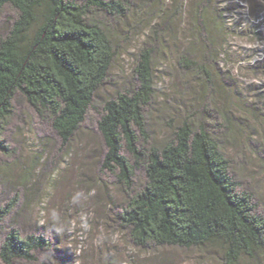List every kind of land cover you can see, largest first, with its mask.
<instances>
[{
  "label": "rangeland",
  "instance_id": "1",
  "mask_svg": "<svg viewBox=\"0 0 264 264\" xmlns=\"http://www.w3.org/2000/svg\"><path fill=\"white\" fill-rule=\"evenodd\" d=\"M115 1L123 2L124 16L97 10L89 16L114 44L116 54L84 123L67 145L19 92L12 99V114L1 131L8 152L0 153V208L13 199L15 206L0 224V245L13 229L22 238L41 236L50 245L36 250L34 261L14 264L217 262L216 255L196 249L133 245L117 217L129 196L115 176L100 170L106 150L97 123L103 106L117 94L137 89L132 67L144 48L155 49L154 95L144 110V147L164 146L183 119L200 115L205 106L203 122L230 161L239 192L249 194L264 216V0H204L207 19H214L209 27L214 47L206 63L215 90L179 63L195 45L204 49L193 23V10L201 0ZM15 16L9 7L2 10L0 38ZM223 116L229 119L227 129L221 124ZM122 155L133 164L125 150ZM144 184L142 166L135 170L133 192Z\"/></svg>",
  "mask_w": 264,
  "mask_h": 264
},
{
  "label": "trees",
  "instance_id": "2",
  "mask_svg": "<svg viewBox=\"0 0 264 264\" xmlns=\"http://www.w3.org/2000/svg\"><path fill=\"white\" fill-rule=\"evenodd\" d=\"M203 4L201 0L193 10V23L204 49L195 45L179 63L215 90L206 63L214 47L209 30L214 19H207ZM5 7L16 16L0 38V153L8 152L1 131L12 114L16 92L48 118L62 145H67L84 123L116 54L114 44L89 16L97 10L122 17L127 9L115 0H0V13ZM154 52L144 48L138 53L132 67L137 89L107 101L97 123L106 150L100 170L115 176L129 196L117 215L120 224L139 248L196 249L216 255L212 264H264V216L249 194L239 192L230 161L203 122L205 106L200 115L183 119L164 146L144 147V110L154 95ZM222 118L227 129L229 119ZM142 166L145 184L133 192L135 170ZM14 206L15 199L0 208V224ZM49 247L43 237L22 238L13 229L0 245V260L31 262L36 250Z\"/></svg>",
  "mask_w": 264,
  "mask_h": 264
}]
</instances>
